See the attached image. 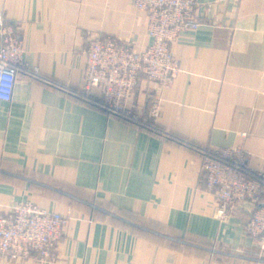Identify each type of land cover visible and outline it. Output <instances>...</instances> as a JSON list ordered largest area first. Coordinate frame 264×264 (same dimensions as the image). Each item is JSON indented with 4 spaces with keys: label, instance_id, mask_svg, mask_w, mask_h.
I'll use <instances>...</instances> for the list:
<instances>
[{
    "label": "crops",
    "instance_id": "obj_1",
    "mask_svg": "<svg viewBox=\"0 0 264 264\" xmlns=\"http://www.w3.org/2000/svg\"><path fill=\"white\" fill-rule=\"evenodd\" d=\"M196 2L199 25L171 42L179 70L160 93L163 136L73 94L91 36L150 42L132 0H0L40 74L19 71L0 98V213L30 200L68 216L54 260L0 264H264L245 230L256 199L217 217L189 145L240 146L264 169V0ZM153 86L137 85L142 112Z\"/></svg>",
    "mask_w": 264,
    "mask_h": 264
},
{
    "label": "built area",
    "instance_id": "obj_2",
    "mask_svg": "<svg viewBox=\"0 0 264 264\" xmlns=\"http://www.w3.org/2000/svg\"><path fill=\"white\" fill-rule=\"evenodd\" d=\"M148 15L150 42L143 48L110 35L90 37L86 50L81 85L73 94L130 123L167 135L158 129L161 90L168 86L179 70L171 42L184 30L196 28V0H132ZM22 39L12 23L0 11V98L10 99L19 71L34 77L36 66L23 58ZM153 82L146 115L132 99L140 80ZM201 169L206 189L218 200L215 214L228 216V209L245 199H255L264 190V169L252 170L248 156L240 146L209 147L200 145ZM68 216L49 211L30 200L15 202L0 213V254L16 261L33 257L49 262L55 259ZM246 232L264 251V204L254 207L245 222Z\"/></svg>",
    "mask_w": 264,
    "mask_h": 264
},
{
    "label": "trees",
    "instance_id": "obj_3",
    "mask_svg": "<svg viewBox=\"0 0 264 264\" xmlns=\"http://www.w3.org/2000/svg\"><path fill=\"white\" fill-rule=\"evenodd\" d=\"M141 112H142V111H141ZM142 113H143V115H146V114H147L146 111H145V112H142ZM158 129H161V128L158 127ZM189 145H190L192 148H195L196 150H198V147L200 146L199 144L192 143V142H190ZM255 199H256V201H257L255 207L264 204V190H263L260 194H258V195L256 196Z\"/></svg>",
    "mask_w": 264,
    "mask_h": 264
}]
</instances>
